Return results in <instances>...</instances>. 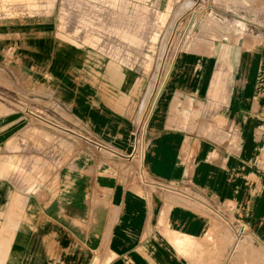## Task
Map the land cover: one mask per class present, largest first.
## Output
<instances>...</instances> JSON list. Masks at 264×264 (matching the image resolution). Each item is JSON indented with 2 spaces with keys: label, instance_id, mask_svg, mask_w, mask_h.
Instances as JSON below:
<instances>
[{
  "label": "crops",
  "instance_id": "0c3cea01",
  "mask_svg": "<svg viewBox=\"0 0 264 264\" xmlns=\"http://www.w3.org/2000/svg\"><path fill=\"white\" fill-rule=\"evenodd\" d=\"M205 7L150 107L120 52L0 34V264H264V0Z\"/></svg>",
  "mask_w": 264,
  "mask_h": 264
},
{
  "label": "rangeland",
  "instance_id": "374dc122",
  "mask_svg": "<svg viewBox=\"0 0 264 264\" xmlns=\"http://www.w3.org/2000/svg\"><path fill=\"white\" fill-rule=\"evenodd\" d=\"M208 1L108 0V4L106 0H0V34L13 39L34 34L37 55L44 54L45 41L51 42L58 66L61 47L74 50L78 60L92 50L105 60L120 52L131 59L132 66L142 67L147 73L150 107L169 73L172 55L203 38L207 24L202 15ZM63 7L65 10L59 9ZM44 19H51L46 32ZM122 27H129L141 41L127 42L120 35ZM28 28L34 33H27ZM82 60L77 66L83 64Z\"/></svg>",
  "mask_w": 264,
  "mask_h": 264
},
{
  "label": "bare ground",
  "instance_id": "6f19581e",
  "mask_svg": "<svg viewBox=\"0 0 264 264\" xmlns=\"http://www.w3.org/2000/svg\"><path fill=\"white\" fill-rule=\"evenodd\" d=\"M157 85V84H156ZM145 115V114H144Z\"/></svg>",
  "mask_w": 264,
  "mask_h": 264
}]
</instances>
